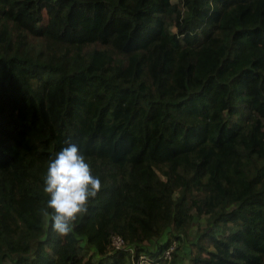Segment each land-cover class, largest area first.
Segmentation results:
<instances>
[{
  "label": "trees",
  "instance_id": "1",
  "mask_svg": "<svg viewBox=\"0 0 264 264\" xmlns=\"http://www.w3.org/2000/svg\"><path fill=\"white\" fill-rule=\"evenodd\" d=\"M66 141L102 188L61 237ZM112 234L264 264V0H0V264H131Z\"/></svg>",
  "mask_w": 264,
  "mask_h": 264
},
{
  "label": "clouds",
  "instance_id": "2",
  "mask_svg": "<svg viewBox=\"0 0 264 264\" xmlns=\"http://www.w3.org/2000/svg\"><path fill=\"white\" fill-rule=\"evenodd\" d=\"M65 144L49 158L43 177V192L49 197L43 215L61 237L72 232L77 217L87 213L89 201L102 188L79 146L68 141Z\"/></svg>",
  "mask_w": 264,
  "mask_h": 264
},
{
  "label": "built area",
  "instance_id": "3",
  "mask_svg": "<svg viewBox=\"0 0 264 264\" xmlns=\"http://www.w3.org/2000/svg\"><path fill=\"white\" fill-rule=\"evenodd\" d=\"M110 246L113 250L129 248L131 250V264H172V253L176 248V242H172L158 258L144 252L136 254L134 248L128 247L124 238L119 234H112L110 236Z\"/></svg>",
  "mask_w": 264,
  "mask_h": 264
},
{
  "label": "rangeland",
  "instance_id": "4",
  "mask_svg": "<svg viewBox=\"0 0 264 264\" xmlns=\"http://www.w3.org/2000/svg\"><path fill=\"white\" fill-rule=\"evenodd\" d=\"M196 25V24H194ZM202 26V25H201ZM201 26H192L193 27V40H192V44L194 47H197V46H200L202 45L209 37H207L204 41H201V42H197L196 39H195V36H196V33L200 32L202 29H201ZM215 30V29H214ZM213 28H212V32L214 31ZM182 250V249H181ZM180 250V251H181ZM179 263L183 264V263H186L187 262V251H181L180 252V255H179Z\"/></svg>",
  "mask_w": 264,
  "mask_h": 264
}]
</instances>
